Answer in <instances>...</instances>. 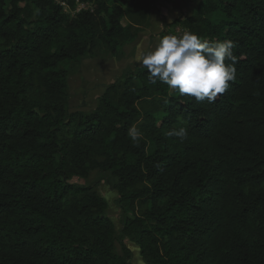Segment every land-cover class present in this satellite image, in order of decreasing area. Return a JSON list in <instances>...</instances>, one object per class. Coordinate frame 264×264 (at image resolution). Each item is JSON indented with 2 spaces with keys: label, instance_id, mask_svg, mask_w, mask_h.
<instances>
[{
  "label": "trees",
  "instance_id": "1",
  "mask_svg": "<svg viewBox=\"0 0 264 264\" xmlns=\"http://www.w3.org/2000/svg\"><path fill=\"white\" fill-rule=\"evenodd\" d=\"M76 1L95 8L70 16L55 0H0V264H129L106 201L70 183L93 168L145 206L122 233L146 262L264 264V0H202L180 21L236 43V81L214 103L135 68L90 113L70 112L61 65L100 43L119 55L156 0H60ZM173 127L189 139L166 137Z\"/></svg>",
  "mask_w": 264,
  "mask_h": 264
},
{
  "label": "rangeland",
  "instance_id": "2",
  "mask_svg": "<svg viewBox=\"0 0 264 264\" xmlns=\"http://www.w3.org/2000/svg\"><path fill=\"white\" fill-rule=\"evenodd\" d=\"M55 1L62 5L63 12L70 16H74L80 11H92L95 8L94 4L90 2L76 1L74 7L69 8L63 5L60 0ZM201 1L156 0L150 8L152 15L150 23L148 18V23L139 28L136 36L139 39L134 48L129 44V46L125 45L121 48L120 53L124 52L123 57L112 56L107 48L100 43L93 54H88L81 60L61 65L60 69L67 73L66 99L70 112L90 113L93 111L109 84L126 71L144 67L139 59L142 53L153 49L164 35L179 36L184 31H188L180 24V21L188 15H192L193 7ZM154 23H157L156 30L152 28ZM141 32L143 35H139ZM153 41H157L156 44ZM144 45L146 46L143 47ZM70 183L92 187L106 201L105 214L116 233L115 252L117 254L123 255L122 246H124L130 251L129 264H152L146 262L141 256L140 248L134 237H127L122 233L123 223L139 217L145 206L139 204L138 201L129 202L122 199L115 188L116 181L108 171L93 168L86 178L73 177Z\"/></svg>",
  "mask_w": 264,
  "mask_h": 264
},
{
  "label": "clouds",
  "instance_id": "3",
  "mask_svg": "<svg viewBox=\"0 0 264 264\" xmlns=\"http://www.w3.org/2000/svg\"><path fill=\"white\" fill-rule=\"evenodd\" d=\"M231 39L209 41L192 31L182 35H164L157 45L139 59L147 69L150 84L161 82L181 97L196 102L214 103L236 81L238 57ZM167 103V101H165ZM134 145L143 139L142 131L134 124L127 132ZM168 138L180 143L189 139L188 129L173 127L165 132Z\"/></svg>",
  "mask_w": 264,
  "mask_h": 264
},
{
  "label": "crops",
  "instance_id": "4",
  "mask_svg": "<svg viewBox=\"0 0 264 264\" xmlns=\"http://www.w3.org/2000/svg\"><path fill=\"white\" fill-rule=\"evenodd\" d=\"M196 6H197V5H196ZM196 6L193 7V9H192V13H193V11H194V9H195ZM164 8H165V6H164ZM190 15H191V14H190ZM190 15H188V16H190ZM151 16H152V15H151V12H150L149 23H150V18H151ZM188 16H187V17H188ZM152 28H153L154 30H156V29L158 28V27H157V23H156V24L154 23V24L152 25ZM140 34L143 35V32L139 33V35H140ZM144 34H145V33H144ZM138 39H139V38H136L133 42L129 43L130 47L132 46V47L134 48ZM153 42L156 44L157 41H153ZM126 45H128V44H126ZM129 45H128V46H129ZM145 46H146V45H144L143 47H145ZM123 54H124V52L120 53L119 56H120V57H121V56L123 57ZM117 56H118V55H117ZM143 68H145V67H143Z\"/></svg>",
  "mask_w": 264,
  "mask_h": 264
},
{
  "label": "built area",
  "instance_id": "5",
  "mask_svg": "<svg viewBox=\"0 0 264 264\" xmlns=\"http://www.w3.org/2000/svg\"><path fill=\"white\" fill-rule=\"evenodd\" d=\"M63 5H65V4H63Z\"/></svg>",
  "mask_w": 264,
  "mask_h": 264
}]
</instances>
